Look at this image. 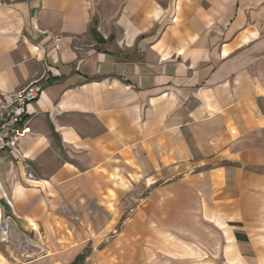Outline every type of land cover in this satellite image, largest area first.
Returning <instances> with one entry per match:
<instances>
[{
  "label": "crops",
  "instance_id": "0c3cea01",
  "mask_svg": "<svg viewBox=\"0 0 264 264\" xmlns=\"http://www.w3.org/2000/svg\"><path fill=\"white\" fill-rule=\"evenodd\" d=\"M36 80L0 217L52 253L0 264H79L112 232L122 264H264V0H0V91ZM210 225L216 248L188 239Z\"/></svg>",
  "mask_w": 264,
  "mask_h": 264
},
{
  "label": "built area",
  "instance_id": "2783aa9c",
  "mask_svg": "<svg viewBox=\"0 0 264 264\" xmlns=\"http://www.w3.org/2000/svg\"><path fill=\"white\" fill-rule=\"evenodd\" d=\"M41 90L42 84L36 80L12 93L0 91V154L8 150L22 154L20 142L30 131L26 109L38 100ZM8 203L12 210L0 217V244L13 247L25 261L50 254L49 246L37 233L38 228L31 222L28 227L19 223L12 202Z\"/></svg>",
  "mask_w": 264,
  "mask_h": 264
},
{
  "label": "rangeland",
  "instance_id": "374dc122",
  "mask_svg": "<svg viewBox=\"0 0 264 264\" xmlns=\"http://www.w3.org/2000/svg\"><path fill=\"white\" fill-rule=\"evenodd\" d=\"M259 9L260 8H258V10ZM148 182H149V188L146 189L147 190V192L145 193L146 195H148L149 191H151V188H150L151 186L157 185V180H150ZM7 204L9 205L8 202H7ZM75 215L78 216V214H75ZM18 221H19V223H22L20 220H18ZM30 221L34 222V220H31V219L29 220V222ZM37 228H38L37 229L38 235H40L43 238V240L46 242L47 237H46L45 231L43 229H41L39 227V225H37ZM99 231H101V230H99ZM178 231L181 232L180 230H178ZM182 232H184V231H182ZM201 232L205 233L204 237H206V239L209 238L211 247H214L215 246L214 243L217 241L219 234H218L217 230L212 225H210V227L208 229L204 228L203 231L200 229L197 232V235L188 236V234H187L188 239L194 241L195 243H201L202 239H203V237L201 236ZM115 234H116V232H112V233H110V235H107V236H105L104 234H98L97 242H94V243L92 241H89V238L87 237L85 239L86 240L85 243L82 245V247H83V249H82L83 250L82 251L83 252L82 253L83 258H81L79 264H122V262L118 259L107 260L99 254V251L101 249H104V247L106 246V244L108 242V241H106L107 237L109 238ZM187 236L185 235V237H187ZM112 240L113 239H111V241ZM46 244H47V242H46ZM199 245H201V244H199ZM154 246L155 245L153 243H149L148 248L146 250L147 254H152V251H154ZM49 248H50V254H51L52 249H51V247H49ZM135 248H137L136 244H133L130 246L131 251L134 250ZM214 248H216V247H214ZM213 249H212V252L216 253V250L214 251ZM156 255H152V256L147 255L146 256L147 259H143L142 256H138L137 258H131L130 257L131 259H129V262H130L129 264H154L156 259H157ZM21 259L23 261H25V259H23V258H21ZM26 262H28V261H26ZM161 264H171V262H168V261L163 262L162 261Z\"/></svg>",
  "mask_w": 264,
  "mask_h": 264
},
{
  "label": "water",
  "instance_id": "95a60500",
  "mask_svg": "<svg viewBox=\"0 0 264 264\" xmlns=\"http://www.w3.org/2000/svg\"><path fill=\"white\" fill-rule=\"evenodd\" d=\"M92 33L94 34L97 41H99V42H105L106 41L105 38L97 31L96 28L92 29Z\"/></svg>",
  "mask_w": 264,
  "mask_h": 264
},
{
  "label": "bare ground",
  "instance_id": "6f19581e",
  "mask_svg": "<svg viewBox=\"0 0 264 264\" xmlns=\"http://www.w3.org/2000/svg\"><path fill=\"white\" fill-rule=\"evenodd\" d=\"M30 222H31L32 225H35V227L37 228V223L36 222L35 223L32 222V221H30Z\"/></svg>",
  "mask_w": 264,
  "mask_h": 264
},
{
  "label": "trees",
  "instance_id": "16d2710c",
  "mask_svg": "<svg viewBox=\"0 0 264 264\" xmlns=\"http://www.w3.org/2000/svg\"><path fill=\"white\" fill-rule=\"evenodd\" d=\"M238 237L240 238V237H242V236L238 234ZM244 238H246V236H244Z\"/></svg>",
  "mask_w": 264,
  "mask_h": 264
}]
</instances>
